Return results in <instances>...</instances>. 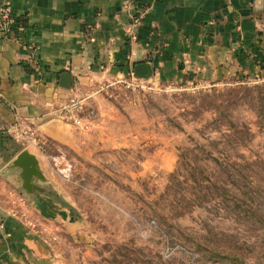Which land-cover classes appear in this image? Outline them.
<instances>
[{
  "label": "rangeland",
  "instance_id": "1",
  "mask_svg": "<svg viewBox=\"0 0 264 264\" xmlns=\"http://www.w3.org/2000/svg\"><path fill=\"white\" fill-rule=\"evenodd\" d=\"M101 79L55 146L77 225L52 264H264V75Z\"/></svg>",
  "mask_w": 264,
  "mask_h": 264
},
{
  "label": "crops",
  "instance_id": "2",
  "mask_svg": "<svg viewBox=\"0 0 264 264\" xmlns=\"http://www.w3.org/2000/svg\"><path fill=\"white\" fill-rule=\"evenodd\" d=\"M28 46L0 33V264H52L51 232L77 234L60 191L55 146L75 128L53 110L69 96H91L101 79L128 77L148 62L158 81H216L264 75V0H11ZM71 86L60 85L61 75ZM15 115L35 140L14 138ZM24 149L45 177L22 187L12 161Z\"/></svg>",
  "mask_w": 264,
  "mask_h": 264
},
{
  "label": "built area",
  "instance_id": "3",
  "mask_svg": "<svg viewBox=\"0 0 264 264\" xmlns=\"http://www.w3.org/2000/svg\"><path fill=\"white\" fill-rule=\"evenodd\" d=\"M0 33L4 37H13L14 40L23 46H28L32 52L35 50V46L28 43L30 40L27 38L25 26L13 12L11 0H0ZM128 75L130 80L127 81V84L137 85V79L133 78L132 71ZM89 97V95L82 97L76 95L69 96L65 102L54 108L53 113L55 118L74 127L83 126V120L87 118L89 113L93 112L92 107L88 103ZM8 132L17 139L22 138L32 141L36 139L32 128L29 125H24L23 119L18 115H15L13 123L8 128ZM56 166H58L57 170L61 173L69 171V166Z\"/></svg>",
  "mask_w": 264,
  "mask_h": 264
},
{
  "label": "water",
  "instance_id": "4",
  "mask_svg": "<svg viewBox=\"0 0 264 264\" xmlns=\"http://www.w3.org/2000/svg\"><path fill=\"white\" fill-rule=\"evenodd\" d=\"M132 76L135 79H149L153 77V68L148 62H138L134 65L132 70ZM60 85L64 87L71 86V76L64 72L60 77ZM13 166L20 168V176L23 180L22 187L27 193L32 192L34 189L43 191L32 184V180L35 177L44 179L38 160L34 154L27 149L22 150L12 161Z\"/></svg>",
  "mask_w": 264,
  "mask_h": 264
},
{
  "label": "trees",
  "instance_id": "5",
  "mask_svg": "<svg viewBox=\"0 0 264 264\" xmlns=\"http://www.w3.org/2000/svg\"><path fill=\"white\" fill-rule=\"evenodd\" d=\"M20 21V20H19ZM20 22H22V21H20ZM235 264H238V263H235Z\"/></svg>",
  "mask_w": 264,
  "mask_h": 264
}]
</instances>
